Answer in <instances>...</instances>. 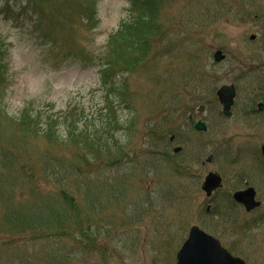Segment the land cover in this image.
<instances>
[{
	"label": "rangeland",
	"instance_id": "obj_1",
	"mask_svg": "<svg viewBox=\"0 0 264 264\" xmlns=\"http://www.w3.org/2000/svg\"><path fill=\"white\" fill-rule=\"evenodd\" d=\"M159 1L155 70L124 73L128 111L106 106L99 69L110 35L136 14L132 0H0V264H176L193 225L247 264H264V0H224L220 10L219 0ZM222 85L236 89L230 118L216 95ZM25 109L40 113L42 128L51 118L57 139L68 132L58 118L73 114L80 150L20 135L14 119ZM109 120L119 125L107 159L105 138L84 144ZM52 159L70 170L48 176ZM209 171L223 178L212 198L201 189ZM247 183L262 202L251 213L229 201ZM72 204L66 221L49 213ZM88 219L92 233L82 234Z\"/></svg>",
	"mask_w": 264,
	"mask_h": 264
},
{
	"label": "trees",
	"instance_id": "obj_2",
	"mask_svg": "<svg viewBox=\"0 0 264 264\" xmlns=\"http://www.w3.org/2000/svg\"><path fill=\"white\" fill-rule=\"evenodd\" d=\"M152 5L153 0H143L141 4L142 12L140 11V13L143 15L139 18H133V20L131 21L122 22L119 29L110 37V43H116V41H124L125 56L123 58L122 55H116V57L112 59V55H110L109 59H106V61L103 63L104 66H102L101 68V80L102 83L107 86L106 99L108 100L110 94L115 93V97H117L116 100L118 99L119 102L123 104L128 103L127 95L124 96V90H127V88L124 87L127 84L125 82L126 79L122 78L119 81H111L109 77L113 75L114 66H124L125 68H127V70H131V72L135 71L136 67L141 63L144 64L145 70L150 69L152 66V61L149 59L146 60V56L150 48V37L157 31L159 25L156 17L157 11ZM39 119V116L30 117L28 114L22 115L18 121L21 122L27 120V125L23 128L22 131H19V134L23 136H30L34 139L46 138L51 141L56 140V138L47 127V129H38L37 125ZM63 122L68 124L69 127L73 125L72 121H70L68 118L63 119ZM111 125L113 126V123ZM109 133L110 122L99 123V125L92 131V134L87 136V142L90 149H93L96 144L102 142L103 138H105L106 144ZM75 138L76 137L66 138L61 140V142L67 143L70 140L76 145V148L79 150L80 143L75 140ZM104 148L105 152L107 153L106 157H108L109 151L107 152V145L105 147L101 146V149ZM64 176L65 174L63 173V175H61V180L64 179ZM88 223L89 222L80 223V231L82 234H90L89 232L93 225L90 224L89 227L87 225ZM61 230H63V228H61Z\"/></svg>",
	"mask_w": 264,
	"mask_h": 264
},
{
	"label": "water",
	"instance_id": "obj_3",
	"mask_svg": "<svg viewBox=\"0 0 264 264\" xmlns=\"http://www.w3.org/2000/svg\"><path fill=\"white\" fill-rule=\"evenodd\" d=\"M224 57L220 52L215 54V60L220 61ZM217 95L223 104L224 114L231 116L230 108L234 102V87L222 86ZM195 127L199 130H205L206 126L202 122H198ZM178 150V149H176ZM175 150V151H176ZM264 155V145L262 146ZM209 161L211 158L208 159ZM221 185L220 176L215 173H209L204 181L202 189L210 196L212 191ZM255 191L248 188L245 191L236 192L234 199L243 204L248 211L260 205L255 200ZM178 264H244L240 259H233L225 249L220 246L218 240L204 233L198 227H192L188 239L184 242L178 253Z\"/></svg>",
	"mask_w": 264,
	"mask_h": 264
}]
</instances>
